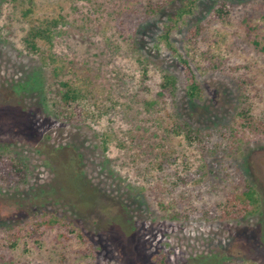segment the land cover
Segmentation results:
<instances>
[{"label":"rangeland","instance_id":"obj_1","mask_svg":"<svg viewBox=\"0 0 264 264\" xmlns=\"http://www.w3.org/2000/svg\"><path fill=\"white\" fill-rule=\"evenodd\" d=\"M188 1L32 0L35 26L54 32L30 53L29 0H0V152L28 168L20 185L0 180V264H264V136L239 116L244 82L264 121V28L254 18L248 36L241 25L264 0H194L171 33L175 53L163 26ZM221 6L227 20L215 16ZM197 25L204 37L193 44ZM206 52L224 66L213 68ZM181 58L201 90L193 102ZM165 72L177 80L172 120L157 109ZM55 78L81 86L84 123L53 115ZM177 120L202 140L176 133ZM247 183L259 196L254 214L202 216ZM47 219L65 223L69 239Z\"/></svg>","mask_w":264,"mask_h":264},{"label":"trees","instance_id":"obj_2","mask_svg":"<svg viewBox=\"0 0 264 264\" xmlns=\"http://www.w3.org/2000/svg\"><path fill=\"white\" fill-rule=\"evenodd\" d=\"M30 5L23 13V20L28 24V28L25 30V35L22 39L26 50L30 53L39 51L40 47L38 42L46 40L50 42L53 30L48 28H39L35 26V22H39L38 19L30 17L32 13L33 2L29 0ZM196 7V1L190 0L188 4L180 9L176 13L175 19H171L169 23L163 26V34L161 40L168 46L170 50L175 53L178 52V48L172 45L170 41V36L173 31L178 29L180 21H184L185 17L192 14L194 8ZM152 10V9H151ZM149 14L155 13L157 10H152ZM230 11L221 6L217 9L215 16L219 20H227ZM264 16V5L258 4L255 9L250 12H245L241 18V25L245 30V33L249 36L251 33L255 32L257 27L253 24L254 18H262ZM258 27L263 28L260 23H256ZM204 27L197 25L190 34L189 42L194 44V39L196 36L204 37ZM253 43L258 47L259 43L253 41ZM264 50V48H263ZM206 59L210 61L213 68L218 69L224 66L223 60H216L209 52L205 53ZM186 74L188 77V100L193 102L196 98L200 97V87L195 78L194 72L191 65L181 58ZM247 87L245 83H241L242 97L245 101L239 116L245 121L247 128L254 133H260L264 136V121L259 120L252 114L251 108L247 101L250 97L246 94ZM177 91V80L176 77L168 72H165L162 76V81L160 83V90L158 91V97L160 100V105L157 109L165 112L167 119L172 120L173 116L169 109L172 108L175 111V116H178L177 108L174 103L175 95ZM81 86L77 83H73L70 80L57 79L49 86L47 91V99L49 100L50 107L52 108L53 115L59 119L64 120L69 123H84L85 111L81 109ZM152 106H156L155 102H149ZM170 103V104H169ZM171 105V106H169ZM175 122V121H173ZM176 133H182L184 137L189 141L202 140L203 135L199 129L192 128L183 121L177 120L175 122ZM28 174V168L25 161L17 154H7L6 152H0V180L6 184L10 185H20L26 181ZM232 190L228 194L227 201L224 207L217 213V210L211 209L207 214L202 215L210 219L219 220H229L237 218H246L247 216L254 214L259 209V196L253 186L249 183L245 187H240L238 185L232 184ZM201 216V215H200ZM43 225L48 227L57 228V232L60 237L68 240L69 236L61 231V227L67 228L65 223H60L58 221L45 220ZM40 227V225H37ZM33 231V230H32ZM36 230H34L35 232ZM19 236V235H16ZM13 264V263H11ZM15 264V263H14ZM221 264H247L239 259L226 258ZM254 264V263H251Z\"/></svg>","mask_w":264,"mask_h":264},{"label":"built area","instance_id":"obj_3","mask_svg":"<svg viewBox=\"0 0 264 264\" xmlns=\"http://www.w3.org/2000/svg\"><path fill=\"white\" fill-rule=\"evenodd\" d=\"M258 22L263 26L264 28V16L258 20Z\"/></svg>","mask_w":264,"mask_h":264}]
</instances>
